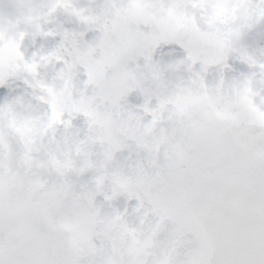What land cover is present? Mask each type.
<instances>
[{"label":"clouds","instance_id":"9594fccd","mask_svg":"<svg viewBox=\"0 0 264 264\" xmlns=\"http://www.w3.org/2000/svg\"><path fill=\"white\" fill-rule=\"evenodd\" d=\"M0 264H264V0H0Z\"/></svg>","mask_w":264,"mask_h":264}]
</instances>
